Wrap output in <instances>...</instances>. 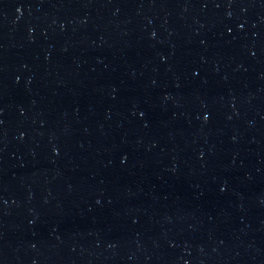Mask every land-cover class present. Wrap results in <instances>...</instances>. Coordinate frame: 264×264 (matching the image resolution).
<instances>
[{
  "label": "water",
  "instance_id": "1",
  "mask_svg": "<svg viewBox=\"0 0 264 264\" xmlns=\"http://www.w3.org/2000/svg\"><path fill=\"white\" fill-rule=\"evenodd\" d=\"M0 264H264V0H0Z\"/></svg>",
  "mask_w": 264,
  "mask_h": 264
}]
</instances>
